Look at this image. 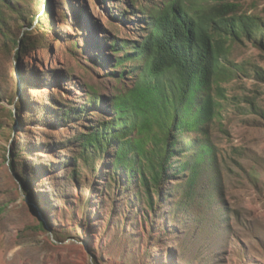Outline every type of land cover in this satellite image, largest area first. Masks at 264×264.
<instances>
[{
    "label": "rangeland",
    "instance_id": "rangeland-1",
    "mask_svg": "<svg viewBox=\"0 0 264 264\" xmlns=\"http://www.w3.org/2000/svg\"><path fill=\"white\" fill-rule=\"evenodd\" d=\"M13 1L22 13L8 10L9 29L30 43L0 36V264H264V81L252 76L253 65L264 69V50L245 37L228 42L226 63L238 67L217 81L228 98H219L223 107L209 125L219 189L204 177L186 200L188 174L175 177L149 210L135 187L107 190L106 177L95 180L98 171L83 166L81 149L67 141L105 119L102 109L133 87L137 61L114 64L132 52L120 42L138 44L147 34L141 19L150 11L142 5L170 0ZM237 1L264 19V0ZM115 69L127 71L123 81ZM93 92L99 110L54 123L59 104L88 106ZM248 101L262 113L237 108ZM75 156L80 181L67 163Z\"/></svg>",
    "mask_w": 264,
    "mask_h": 264
},
{
    "label": "trees",
    "instance_id": "trees-1",
    "mask_svg": "<svg viewBox=\"0 0 264 264\" xmlns=\"http://www.w3.org/2000/svg\"><path fill=\"white\" fill-rule=\"evenodd\" d=\"M193 1L170 0L164 6H150V10L142 5L143 12L150 11L141 19L147 34L138 44L121 41V46L132 52L114 63L120 66L125 60L137 61L133 87L117 93L112 104L102 109L105 119L97 120L89 131H76L67 141L81 149L83 166L92 173L98 171L95 180L106 177L107 190L116 185L126 193L135 187V196L146 200L149 210L156 205V194L163 199L162 184L175 177L188 174L186 200L199 194L201 178L207 177L215 192L219 189V148L209 125L223 107L219 98H228L226 88L218 82L233 77L238 67V63H233L234 68L226 63L228 42L245 37L264 50V19L242 12L239 1ZM49 8L53 13V2ZM8 10L22 13L13 0H0V36L24 47L30 42L13 38ZM112 46L116 48L117 43ZM23 52L19 50L20 55ZM112 74L123 81L127 71L115 69ZM252 74L264 81V69L259 65H253ZM89 102L79 107L59 104L54 123L79 121L100 109L96 92L91 93ZM248 102L237 108L262 113L254 101ZM48 111L53 113L55 107L48 105ZM9 113L13 117L16 110ZM186 154H190L187 159ZM78 160V156L67 158L68 164H74L71 177L76 181L83 175Z\"/></svg>",
    "mask_w": 264,
    "mask_h": 264
}]
</instances>
